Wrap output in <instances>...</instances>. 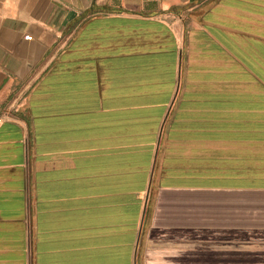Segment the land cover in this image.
<instances>
[{"label": "crops", "instance_id": "0c3cea01", "mask_svg": "<svg viewBox=\"0 0 264 264\" xmlns=\"http://www.w3.org/2000/svg\"><path fill=\"white\" fill-rule=\"evenodd\" d=\"M233 2L0 0V264H264V21Z\"/></svg>", "mask_w": 264, "mask_h": 264}, {"label": "rangeland", "instance_id": "374dc122", "mask_svg": "<svg viewBox=\"0 0 264 264\" xmlns=\"http://www.w3.org/2000/svg\"><path fill=\"white\" fill-rule=\"evenodd\" d=\"M233 10L244 13L243 20L234 18V22H241L238 26L246 27L249 33H254L258 23L264 21V0H234Z\"/></svg>", "mask_w": 264, "mask_h": 264}, {"label": "built area", "instance_id": "2783aa9c", "mask_svg": "<svg viewBox=\"0 0 264 264\" xmlns=\"http://www.w3.org/2000/svg\"><path fill=\"white\" fill-rule=\"evenodd\" d=\"M25 39H27V40H28V39H30V37L26 36V37H25Z\"/></svg>", "mask_w": 264, "mask_h": 264}]
</instances>
